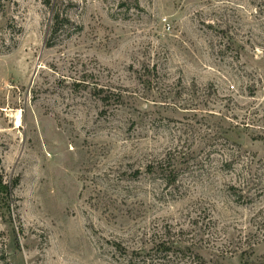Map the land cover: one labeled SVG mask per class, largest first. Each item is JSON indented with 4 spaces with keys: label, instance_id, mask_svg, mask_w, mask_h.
<instances>
[{
    "label": "rangeland",
    "instance_id": "obj_1",
    "mask_svg": "<svg viewBox=\"0 0 264 264\" xmlns=\"http://www.w3.org/2000/svg\"><path fill=\"white\" fill-rule=\"evenodd\" d=\"M0 184V264H264V0H0Z\"/></svg>",
    "mask_w": 264,
    "mask_h": 264
},
{
    "label": "trees",
    "instance_id": "obj_2",
    "mask_svg": "<svg viewBox=\"0 0 264 264\" xmlns=\"http://www.w3.org/2000/svg\"><path fill=\"white\" fill-rule=\"evenodd\" d=\"M55 23H58V17H57V21ZM17 184V183H16ZM15 184V185H16ZM1 185V184H0ZM1 191L4 192V194L6 195V197L8 196L9 194V188L7 186H2L1 187ZM168 248H165L164 250L166 251Z\"/></svg>",
    "mask_w": 264,
    "mask_h": 264
}]
</instances>
